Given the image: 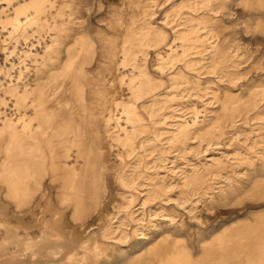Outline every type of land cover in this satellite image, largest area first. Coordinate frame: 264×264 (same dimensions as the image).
Here are the masks:
<instances>
[{"label": "bare ground", "instance_id": "1", "mask_svg": "<svg viewBox=\"0 0 264 264\" xmlns=\"http://www.w3.org/2000/svg\"><path fill=\"white\" fill-rule=\"evenodd\" d=\"M126 1L104 19L99 2L0 0V264H264V217L207 238L197 216L175 225L195 196L264 192V86L237 83L227 0H164L160 24V0ZM229 141L232 159H191ZM137 206L168 232L148 237Z\"/></svg>", "mask_w": 264, "mask_h": 264}, {"label": "rangeland", "instance_id": "2", "mask_svg": "<svg viewBox=\"0 0 264 264\" xmlns=\"http://www.w3.org/2000/svg\"><path fill=\"white\" fill-rule=\"evenodd\" d=\"M146 2V0H143ZM100 3L101 14L100 18L106 19L108 12L110 10H118L120 12L128 11L130 8L126 4V0H85V4L89 6ZM257 2V7H252L251 3ZM96 3V4H95ZM177 3H181V0H178ZM168 4L164 0H160V5L158 8H154V15L152 18L156 23H163L165 21L164 12L168 11ZM98 9V7L96 8ZM165 10V11H164ZM164 11V12H163ZM223 12L227 13V16L224 18L221 16ZM204 11H199V14L202 15ZM217 22L221 27L217 30L218 38L225 44H233L240 41L241 49L239 50V59L241 61L240 69L242 70V76H240L237 83L246 84L245 88H255L258 85L264 86V77L261 79L258 78V74L264 72V69L259 66V63H264V36L257 35V40H252L254 30L249 34L246 33V28L248 26L255 27L257 23L264 20V0H227L223 9H220L216 14ZM156 18V19H155ZM177 17L172 16L171 21L173 24L174 20ZM104 24V23H103ZM99 26L102 23L99 22ZM246 82V83H245ZM209 97L206 96L200 101H204L205 104L209 102ZM194 98V97H193ZM197 103V102H196ZM199 107L202 106L200 102L197 104ZM214 107V106H210ZM185 112L184 114H186ZM244 142V136L240 137ZM232 142H228L226 146L222 145H213L209 148V151L199 155L196 153V156L191 157L192 160L196 158L209 159H219L225 157L232 159L233 156L238 153L235 150V146H230ZM205 149V148H204ZM175 154L170 155V161H174L172 157ZM195 155V154H194ZM182 159H178L175 162V165L183 167L181 162ZM168 167H173V164H168ZM179 171V170H177ZM241 175L234 176L233 180H228L227 177H224V185H230V182L235 184L236 181L240 180ZM177 197H175L176 199ZM212 201H203L199 202L198 197H194V202L190 205L185 204L184 209L179 208V217L175 219V225H180L183 221L184 224L188 225L192 222V216H197L200 220V224L195 221V225L200 226V230L203 234V238H207L213 233L221 234L223 228L229 226H258L261 221L260 217H264V192H255L251 196H241V198H235V195H229L226 199L222 198V195L219 192H215L211 195ZM210 199V198H209ZM136 219L140 225H144V233L149 236L153 235L154 231H163L168 232L166 229L168 217L162 211H151V214L148 213V210H143L141 206L135 208ZM236 212V213H235ZM237 224V225H236ZM233 226V227H234ZM264 226V225H262ZM205 230V231H204ZM174 237H178L185 244L190 245L191 239L187 236L186 232L177 233L173 232ZM246 243V242H245ZM216 243L212 244L208 251L215 252L212 248ZM216 247H214L215 249Z\"/></svg>", "mask_w": 264, "mask_h": 264}]
</instances>
